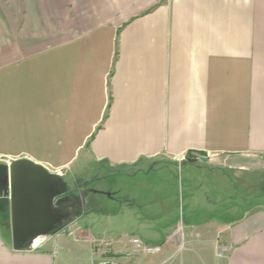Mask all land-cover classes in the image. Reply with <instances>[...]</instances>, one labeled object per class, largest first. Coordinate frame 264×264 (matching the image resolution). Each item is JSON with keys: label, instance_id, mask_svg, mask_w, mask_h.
Wrapping results in <instances>:
<instances>
[{"label": "crops", "instance_id": "crops-1", "mask_svg": "<svg viewBox=\"0 0 264 264\" xmlns=\"http://www.w3.org/2000/svg\"><path fill=\"white\" fill-rule=\"evenodd\" d=\"M7 16L0 161L26 157L64 178L80 156L78 170L150 172L189 155L183 165L200 170L201 186L184 230L173 223L179 245L165 239V250L199 257L230 244V264H249L251 249L264 259V199L253 190L264 172V0H19ZM223 170L243 177L247 200L222 201ZM82 214L58 231L75 225V249L90 257L99 239L76 226ZM0 226L11 240H0V264H49L12 248L5 197ZM116 243L108 257L125 252Z\"/></svg>", "mask_w": 264, "mask_h": 264}, {"label": "rangeland", "instance_id": "rangeland-1", "mask_svg": "<svg viewBox=\"0 0 264 264\" xmlns=\"http://www.w3.org/2000/svg\"><path fill=\"white\" fill-rule=\"evenodd\" d=\"M18 2L19 0H0V40L8 39L7 13L10 7H14ZM188 156L181 155V158L179 157L182 163L162 158L160 162L154 164V168L150 172H147V165L143 170H138L139 166L130 169L107 170L104 165L91 164L85 170H78L80 156L78 161L72 162L70 167L65 170V176L68 177L69 182L65 181L62 188L65 192L72 191V188L77 189V193L68 194L71 201L80 191L89 190L86 201L91 207H87L84 212L83 206L64 225L83 212L77 220L76 226L88 229L94 236L93 242L97 241L96 237L99 239L98 245L107 242L112 246L117 242L116 245L125 251L118 256H112L111 260H130L134 261V264H230L233 260H230V257L237 255L233 254V247L231 248L230 244L228 249L225 246H218L215 255L205 252L199 257L192 255L187 248L183 247L176 251H174L175 247L165 250L167 246L165 239L170 238L172 241L174 240L173 244L179 245V236L175 241L173 234V223L177 221L184 230V218L187 217L188 211L187 204L192 191H194L192 187L201 186L202 182L201 172L198 168L193 167L190 172L183 165L188 160ZM78 173L82 176H76ZM235 174V171L223 170L215 178V183L221 187L219 194L222 201L227 204L243 202L248 198L243 177H236ZM66 177L64 179H67ZM256 177L257 184L253 190L256 192L257 200L262 201L264 199V172ZM239 211L236 209L233 212L238 214ZM222 212L227 219L229 211L218 210L219 214ZM62 225H58L54 233L31 249L32 254L47 258L49 264H97L101 260L98 252H93L89 257L84 252L76 251L75 241L71 235L73 228H76L75 225L70 224L59 232ZM134 237L141 240L143 247L158 246L159 250L147 252L143 247L137 249L130 241ZM0 240L8 244L11 241L3 226H0ZM254 243L255 241L250 242L252 247H254ZM184 247L187 246L184 245ZM14 250L18 253L31 251ZM258 250L251 249L249 251V255H251L249 264L264 262V259L258 256Z\"/></svg>", "mask_w": 264, "mask_h": 264}, {"label": "water", "instance_id": "water-1", "mask_svg": "<svg viewBox=\"0 0 264 264\" xmlns=\"http://www.w3.org/2000/svg\"><path fill=\"white\" fill-rule=\"evenodd\" d=\"M201 156L200 160L206 161ZM195 158H188L193 162ZM63 176L29 158L0 161V198H7L13 248L31 250L52 233L57 225L84 206L81 191L69 206L57 204L65 193Z\"/></svg>", "mask_w": 264, "mask_h": 264}, {"label": "built area", "instance_id": "built-area-1", "mask_svg": "<svg viewBox=\"0 0 264 264\" xmlns=\"http://www.w3.org/2000/svg\"><path fill=\"white\" fill-rule=\"evenodd\" d=\"M181 158V156H180ZM131 244L134 245L137 249L143 247L141 240L137 237L132 238ZM143 249L147 252H157L159 247H143ZM98 253L102 256V259L97 264H134V261H120L117 259L111 260V257H108L110 253L109 244L104 242L97 247Z\"/></svg>", "mask_w": 264, "mask_h": 264}, {"label": "flooded vegetation", "instance_id": "flooded-vegetation-1", "mask_svg": "<svg viewBox=\"0 0 264 264\" xmlns=\"http://www.w3.org/2000/svg\"><path fill=\"white\" fill-rule=\"evenodd\" d=\"M57 204H61L62 206H69V203L71 202V199L70 201H66V200H56ZM73 215V214H72ZM71 215V216H72ZM71 216H69L66 220H64L62 223H60L59 225H64L65 222H67L69 219H71ZM62 225V226H63ZM58 226V225H57Z\"/></svg>", "mask_w": 264, "mask_h": 264}, {"label": "trees", "instance_id": "trees-1", "mask_svg": "<svg viewBox=\"0 0 264 264\" xmlns=\"http://www.w3.org/2000/svg\"><path fill=\"white\" fill-rule=\"evenodd\" d=\"M73 190V189H72ZM71 191V190H70ZM70 192H65L61 196H58L57 200H66L67 202L70 201V198L68 197V194Z\"/></svg>", "mask_w": 264, "mask_h": 264}]
</instances>
